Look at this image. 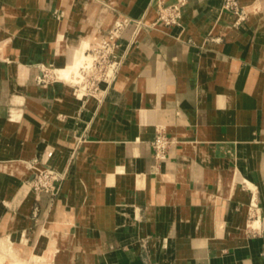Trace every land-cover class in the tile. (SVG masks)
<instances>
[{"label": "crops", "instance_id": "crops-1", "mask_svg": "<svg viewBox=\"0 0 264 264\" xmlns=\"http://www.w3.org/2000/svg\"><path fill=\"white\" fill-rule=\"evenodd\" d=\"M161 1L175 2L0 0V161L64 174L51 197L31 190V164L0 171V253L52 264H264V0H239L243 20L223 0H186L177 25L136 35L130 26L126 60L100 98L73 97L65 80L36 82L38 64H67L48 50L60 34L74 52L117 18L152 22ZM161 128L174 140L162 162L150 145Z\"/></svg>", "mask_w": 264, "mask_h": 264}, {"label": "built area", "instance_id": "built-area-1", "mask_svg": "<svg viewBox=\"0 0 264 264\" xmlns=\"http://www.w3.org/2000/svg\"><path fill=\"white\" fill-rule=\"evenodd\" d=\"M186 0H176L171 4H162L157 17L150 23L130 16L118 18L107 33L91 46L83 50L80 64L75 68L69 79L74 95L83 101L91 97L100 98L104 91L103 85L111 84L118 76L128 55V49L122 48L123 34L130 26H135L134 35L142 29L156 26H171L180 23L182 10ZM223 5L238 15L239 20L246 17V11L239 0H223ZM174 140L163 129H159L150 141L153 156L156 161H164L169 157ZM36 167V166H35ZM64 174L50 166L38 167L30 180V188L38 196L47 194L57 197L60 194ZM49 257H42L32 264H52Z\"/></svg>", "mask_w": 264, "mask_h": 264}, {"label": "rangeland", "instance_id": "rangeland-1", "mask_svg": "<svg viewBox=\"0 0 264 264\" xmlns=\"http://www.w3.org/2000/svg\"><path fill=\"white\" fill-rule=\"evenodd\" d=\"M83 1H85L87 3L89 0H83ZM162 4H166V3H164L163 1H161L160 4H159V6H158V9L160 8V6ZM158 9H157V14H158ZM54 14H55V16H58L59 18L65 17V12H63V11L55 10L54 11ZM94 14H95V16H97V15H100L101 16L102 15V13H94ZM246 15H247V12H246ZM156 17H157V15H156ZM112 25H111V27H112ZM148 30H150V29H148ZM107 31H104L103 29H97L96 30V32L98 33L97 36L95 37L94 40H92L90 42H89V40H86V39H82L81 38L82 39L81 44H79L78 47L75 46L74 52H72V61L71 62L67 61V64L65 66L61 67V68L54 67V66H52L53 64L51 65V63H50L51 66H46V65L41 64V63L38 64V66L40 67V74L37 76L36 82L39 85H41V86H47V85H49V84H51L53 82H56L59 79L67 81L66 79H69V76H70L71 72L75 68H77V66L80 64V62L82 60V56H83V50L86 49L87 47L91 46L94 42H96L99 39H101L107 33ZM61 70H64L66 73H63ZM17 97L19 98L21 96L20 95H17L16 98ZM15 159H17V158L15 157ZM13 162H15V161H13ZM27 164L28 165L31 164V167H32L33 170H35L38 167H41L39 165H36L35 162H30V160L27 161ZM37 255H40L41 257L44 256V257L47 258V255H44V254H30L28 257L24 254L22 256H18L16 258V261H15L14 260V257L13 258L10 257V256L7 257L6 254L0 253V264H2L4 262V260L6 259V257H7V259H6L5 264H13V262H15L16 264H18V263L19 264H32V262L36 260Z\"/></svg>", "mask_w": 264, "mask_h": 264}, {"label": "bare ground", "instance_id": "bare-ground-1", "mask_svg": "<svg viewBox=\"0 0 264 264\" xmlns=\"http://www.w3.org/2000/svg\"><path fill=\"white\" fill-rule=\"evenodd\" d=\"M75 2L76 3H81V4H84V6H85V4H86V2L85 1H83V0H75ZM82 7V6H81ZM14 10V9H13ZM9 11H11V10H9ZM7 13V12H6ZM8 14H10V13H8ZM13 14V13H12ZM14 14H16V13H14ZM17 15V14H16ZM100 15H97L96 17L99 19L100 17H99ZM57 17V16H56ZM104 17V16H103ZM9 18H10V16H9ZM12 18V17H11ZM14 18V17H13ZM18 17H16V19H17ZM61 19V18H60ZM16 22V21H15ZM17 22L18 23H20L18 20H17ZM22 22V21H21ZM15 24H17V23H15ZM28 24V23H27ZM20 25H22L21 23H20ZM16 25H14V27H15ZM19 26V25H18ZM17 26V27H18ZM14 27H12V29L14 28ZM16 27V28H17ZM15 29V28H14ZM22 29V28H21ZM26 29V28H25ZM50 30H51V28H50ZM13 31V30H12ZM21 31V30H20ZM34 31V30H33ZM62 31V30H61ZM60 31V32H61ZM70 31V30H69ZM92 31V30H91ZM27 32V31H26ZM33 33V32H32ZM37 33H38V31H37ZM92 33V32H91ZM24 35H25V33H23ZM35 34V33H34ZM7 35V34H6ZM21 35V34H20ZM41 35V34H40ZM51 35V34H50ZM93 35V34H92ZM28 36H30V35H28ZM32 36V35H31ZM9 37V36H8ZM35 37V36H34ZM38 37V39H40L39 38V35L37 36ZM47 37H48V34H47ZM47 37H46V39H47ZM17 39V38H16ZM36 39V38H35ZM67 37H66V35L65 34H60L57 38H56V40L54 41V42H49V44L47 43V42H45L44 40H43V42H45V43H47L48 44V50L53 54V55H51L52 56V60H54V59H57L59 56H63V55H65L66 56V58H67V61H69V62H71L72 61V51L71 52H69V53H65V52H63V48H64V43L67 41ZM2 43H3V41H1ZM9 42V41H8ZM42 42V43H43ZM5 43H7V42H5ZM37 43V42H36ZM16 45L18 44L19 45V43H15ZM2 45V44H1ZM5 45V44H4ZM7 45V44H6ZM46 45V44H45ZM8 46V45H7ZM6 51H5V53L4 54H6V52H7V49L6 48H4ZM3 49V50H4ZM12 49V48H11ZM45 49V48H44ZM68 49V48H67ZM14 50V49H13ZM14 51H16V50H14ZM42 51H43V49H42ZM41 51V52H42ZM49 51H47V52H49ZM69 51V50H68ZM2 52V50L0 51V53ZM8 52H10V51H8ZM9 54V53H8ZM7 54V55H8ZM46 54V53H45ZM2 55V54H1ZM15 56V55H14ZM28 56V55H27ZM42 58V57H41ZM44 58H46V57H43V59ZM39 59V58H38ZM33 60V59H32ZM40 61H42V60H40ZM51 61V60H50ZM27 62V61H26ZM43 62V61H42ZM57 62V61H56ZM62 62V61H61ZM58 63H59V60H58ZM21 64V63H20ZM48 64V63H47ZM4 65V64H3ZM27 65V64H26ZM20 66V65H19ZM23 67H24V65H23ZM12 68V67H11ZM10 68V69H11ZM9 71V70H8ZM63 73H66L64 70H61ZM13 72V71H12ZM11 73V72H10ZM22 73V72H21ZM26 74V73H25ZM19 75V74H18ZM26 78V77H25ZM62 95V94H61ZM64 95V94H63ZM67 95H68V93H67ZM66 95V96H67ZM70 96V95H69ZM73 97H74V94H73ZM68 98V97H67ZM71 98H72V96H71ZM22 99V97H17L16 98V100L18 101H20ZM68 99H70V98H68ZM73 99V98H72ZM62 100H63V98H62ZM18 101V102H19ZM58 101V100H57ZM68 101V100H67ZM73 101V100H72ZM61 102V101H60ZM71 102V101H70ZM69 101L67 102V103H70ZM64 103H66V102H63V104ZM61 104V103H60ZM62 104V105H63ZM73 104V103H72ZM58 105V104H57ZM66 105V104H65ZM62 108H63V106H62ZM60 109V108H59ZM65 110H67V109H65ZM20 115H21V112L20 111H18V110H13V112H12V118L13 119H17V118H19L20 117ZM139 115V114H138ZM141 115V114H140ZM16 121V120H15ZM132 130V129H131ZM17 159H15V157H13V158H11V159H7L6 160V162H1L0 161V171H8V172H10L11 174H15L16 173V175H20L22 172H23V169L27 166V162H26V160L24 159V158H19V157H16ZM4 161V160H3ZM13 161H15V162H13ZM125 167V166H124ZM235 169V168H234ZM236 171V170H235ZM1 182H3V181H1ZM235 183V182H234ZM251 183V182H250ZM251 186H253V185H251ZM14 242H15V240H14ZM19 243V242H18ZM25 246V245H24ZM22 248H23V246H22ZM24 249V248H23ZM20 250V249H19ZM27 257L30 255V254H25ZM42 257L40 256V255H37V257H36V260L37 259H41ZM64 262V261H63Z\"/></svg>", "mask_w": 264, "mask_h": 264}]
</instances>
